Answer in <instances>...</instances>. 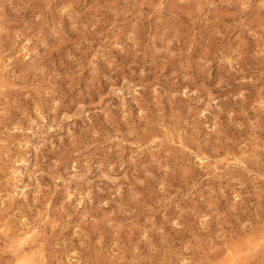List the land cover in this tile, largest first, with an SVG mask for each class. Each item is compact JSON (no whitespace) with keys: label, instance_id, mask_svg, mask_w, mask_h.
Masks as SVG:
<instances>
[{"label":"rangeland","instance_id":"rangeland-1","mask_svg":"<svg viewBox=\"0 0 264 264\" xmlns=\"http://www.w3.org/2000/svg\"><path fill=\"white\" fill-rule=\"evenodd\" d=\"M0 264H264V0H0Z\"/></svg>","mask_w":264,"mask_h":264}]
</instances>
